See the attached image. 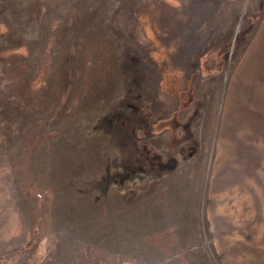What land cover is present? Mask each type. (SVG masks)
Here are the masks:
<instances>
[{"label": "rangeland", "instance_id": "obj_1", "mask_svg": "<svg viewBox=\"0 0 264 264\" xmlns=\"http://www.w3.org/2000/svg\"><path fill=\"white\" fill-rule=\"evenodd\" d=\"M263 46L264 0H0V264H264Z\"/></svg>", "mask_w": 264, "mask_h": 264}, {"label": "crops", "instance_id": "obj_2", "mask_svg": "<svg viewBox=\"0 0 264 264\" xmlns=\"http://www.w3.org/2000/svg\"><path fill=\"white\" fill-rule=\"evenodd\" d=\"M257 60L258 64H256L255 68V87H256V95H255V119H256V127L260 126L257 132H264V46L257 50ZM260 95V96H258ZM247 138V137H246ZM258 149L256 147L255 156L257 158Z\"/></svg>", "mask_w": 264, "mask_h": 264}]
</instances>
